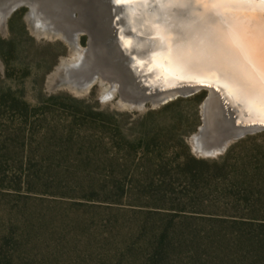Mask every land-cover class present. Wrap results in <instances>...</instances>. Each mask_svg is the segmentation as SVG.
Masks as SVG:
<instances>
[{"label":"rangeland","instance_id":"1","mask_svg":"<svg viewBox=\"0 0 264 264\" xmlns=\"http://www.w3.org/2000/svg\"><path fill=\"white\" fill-rule=\"evenodd\" d=\"M10 1L0 0V7ZM35 2L44 12L65 13L54 18L67 27L73 23L79 45L51 25L43 27L29 4L16 6L6 24L0 23V244L12 248L2 238L16 235L14 264H29L28 248L32 264H96L101 252L89 248L86 256L92 257L86 259L79 255L83 244L88 235L106 234L116 220L175 217L223 230L235 219L264 221V130L246 133L215 154L198 152L193 137L205 124L206 90L195 93L203 94L197 105L185 101L164 111L165 104L149 102L120 106L100 11L82 0ZM68 6L75 7L69 22ZM90 43L83 66L57 74L62 65L76 63L78 49ZM209 126L199 140L206 148L221 146L214 118ZM143 136L155 137L158 145L145 152L139 145ZM194 174L199 189L192 184ZM111 181L124 184L127 193H114ZM247 196L253 206L242 199ZM33 211L43 218L34 222L42 243L23 249L24 221ZM75 235L76 248L68 244Z\"/></svg>","mask_w":264,"mask_h":264},{"label":"water","instance_id":"2","mask_svg":"<svg viewBox=\"0 0 264 264\" xmlns=\"http://www.w3.org/2000/svg\"><path fill=\"white\" fill-rule=\"evenodd\" d=\"M82 4L94 6L100 11L108 55L118 73L114 80L120 84L121 99L118 102L120 106L143 107L148 102L153 106H159L179 97L191 96L206 90L207 97L202 106L205 124L200 129L199 136L210 130L211 118H214L217 136L225 142L224 147L246 133L264 130V123L259 122L261 114L264 113V100L260 97L264 81L261 80L258 57H252L250 64L237 53L233 57L231 79L225 78L215 69L212 70L214 75L207 69L197 72L179 69L166 71L165 68L157 67L155 59L150 58L151 42L159 34L164 33L168 38L169 47H174L176 27L189 23V19L181 14L182 10L152 4L148 7H137L128 14L127 10H122L113 0H82ZM209 7L210 5H205L206 9ZM217 7L223 12L226 7L232 6ZM235 7L243 12L262 6L250 4ZM140 23L141 32H137ZM205 24L220 33L224 31L223 22L213 18L211 13L205 17ZM165 29L172 30L164 32ZM122 38L125 43L134 45V48L126 51L122 46ZM90 49L91 43L85 53ZM160 54L162 52L158 48L153 53L156 56ZM181 77H196L204 80V83L195 85L181 83ZM110 80L113 87L114 80ZM101 82L107 83L104 80ZM213 92L222 98L223 104L220 105L221 101L218 100L219 107L212 112L209 101Z\"/></svg>","mask_w":264,"mask_h":264},{"label":"trees","instance_id":"3","mask_svg":"<svg viewBox=\"0 0 264 264\" xmlns=\"http://www.w3.org/2000/svg\"><path fill=\"white\" fill-rule=\"evenodd\" d=\"M202 98L203 94L180 97L162 106L160 111L180 106L185 101L197 105ZM194 116L196 120L199 119L197 113ZM113 135L115 144L118 145L116 141L120 134L115 132ZM139 145L146 152L151 145H158V142L155 137L143 136ZM197 177V174H194L192 184L199 189ZM107 183L101 187H107ZM152 183L153 181L151 185ZM112 189L114 193H118L119 189L122 194L127 193L126 186L116 181L112 182ZM242 199L249 207L255 204L251 202V196ZM40 217V214L33 211L29 213L27 221H24L25 231L19 241L23 249L26 248L27 243H34L33 241L42 243L40 231L35 229L34 224L35 221L43 219ZM61 221L65 229L64 219ZM81 223L82 221L76 222L78 226ZM230 223H232L231 228L225 230L223 226V230L220 226L199 228L196 224L176 220L175 217L152 223L116 220L115 224L107 229L106 234L102 233L99 237L96 234L88 235L83 244L84 253L79 255L85 257V251L89 248H97L101 254L96 264H264V221L235 219ZM76 236L68 242V244L75 242L72 245L75 248L78 247V243L74 240ZM4 238L7 243L12 244V248L7 249L4 244H0V264H14L16 252L19 251L16 246L18 243L16 235L3 236L2 241ZM62 238L66 239L65 236ZM31 252L32 248H28L26 261L29 264H32ZM90 257L92 255L86 256V259Z\"/></svg>","mask_w":264,"mask_h":264},{"label":"snow or ice","instance_id":"4","mask_svg":"<svg viewBox=\"0 0 264 264\" xmlns=\"http://www.w3.org/2000/svg\"><path fill=\"white\" fill-rule=\"evenodd\" d=\"M122 10L130 14L137 7H148L152 4L160 7L178 8L189 23L176 27L177 35L173 38V48L169 47L168 38L164 33L151 42L150 58L155 59L157 67L165 70L197 72L213 69L227 79L232 78L233 57L238 53L248 62L252 57L259 58L261 80L264 81V0H113ZM210 5L205 8V5ZM259 4L262 7L241 12L236 5ZM217 6L226 7L221 12ZM211 13L213 18L223 22L224 31L220 33L205 24V17ZM239 21V23H237ZM172 29H165L164 32ZM122 46L128 51L134 45L125 43ZM162 54L153 55L156 49ZM135 66V65H134ZM181 83L203 84L204 80L181 77ZM264 100V89L260 93ZM255 122V121H254ZM260 123H264V113Z\"/></svg>","mask_w":264,"mask_h":264},{"label":"bare ground","instance_id":"5","mask_svg":"<svg viewBox=\"0 0 264 264\" xmlns=\"http://www.w3.org/2000/svg\"><path fill=\"white\" fill-rule=\"evenodd\" d=\"M22 3L29 4V5L33 6L34 14L38 17V20L37 21H39V23H41L43 27L48 28V26L51 25V28L53 27V29H55V30H61V31H63L76 45H79V34H78V32H76V33L75 32H72L73 30L75 31L76 29H75V27L72 28V24L73 23H71V21L69 22V19H70L69 13L72 14V11L75 10V7L74 6H70V7L68 6L69 8L68 7H65L64 8L66 10V12H67L66 13V16H67L66 17V20H68V22L70 23L69 24L66 21L68 23V24L66 23L68 25V27H67L65 24H63V23H65L63 19H59L58 18L59 20H57V18H54V17L61 16V15L63 17L65 16L64 15L65 13L63 12L64 14H62L61 11L56 10L57 8H49L50 11L47 10L46 12H44V10H40L39 8H37L35 0H12L8 4H6L5 6L0 7V23L3 26L6 24L7 18L9 16V14L11 13V11L16 6H18V5L22 4ZM45 13H46V15H45ZM46 16H47V18H46ZM72 16H73V14H72ZM52 18H54V19L52 21H50V19H52ZM44 23H46V24H44ZM141 25H142L141 23L138 24V26H137V32H141ZM125 27L127 28V26H125ZM78 51L80 53V58L77 60V62L74 63V61H73L74 64H72L71 66L68 65V64L67 65L66 64L62 65V68H60V71L57 72V74L60 73L63 69H67V70H69L71 72L72 71L74 72V71L77 70V66L78 67L79 66H83L86 63V61H85V59L87 57V55L85 53L86 50H84V49H78ZM84 82H86V81H84ZM109 93H110V91H109ZM215 93L216 92H213V96H212V98L209 101V104H211V107L210 108L212 109V112H213V110H216L219 107V101H221V104L220 105L223 104L222 103V98L221 97H217ZM193 141L195 142V146L197 147L198 152H202L204 154H210V153L211 154H215V153L219 152V150L223 149L224 143H225L224 140H221L220 141V145L221 146H215V147L213 146V148L212 147L211 148H208V146H207V148H206L205 146H203L204 144L202 143V140L201 141L199 140V132L194 135Z\"/></svg>","mask_w":264,"mask_h":264}]
</instances>
